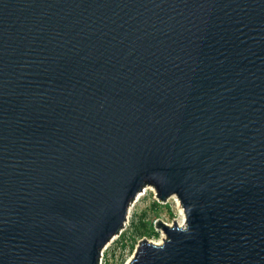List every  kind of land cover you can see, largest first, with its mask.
<instances>
[{"label": "water", "instance_id": "95a60500", "mask_svg": "<svg viewBox=\"0 0 264 264\" xmlns=\"http://www.w3.org/2000/svg\"><path fill=\"white\" fill-rule=\"evenodd\" d=\"M146 186L129 264H264V0H0V264H101Z\"/></svg>", "mask_w": 264, "mask_h": 264}, {"label": "rangeland", "instance_id": "374dc122", "mask_svg": "<svg viewBox=\"0 0 264 264\" xmlns=\"http://www.w3.org/2000/svg\"><path fill=\"white\" fill-rule=\"evenodd\" d=\"M172 226H183L185 216L177 197L161 203L152 186H146L130 208L128 221L122 233L116 236L104 249L101 264H129L144 240L160 244L166 236L157 222Z\"/></svg>", "mask_w": 264, "mask_h": 264}, {"label": "bare ground", "instance_id": "6f19581e", "mask_svg": "<svg viewBox=\"0 0 264 264\" xmlns=\"http://www.w3.org/2000/svg\"><path fill=\"white\" fill-rule=\"evenodd\" d=\"M180 226H182V224Z\"/></svg>", "mask_w": 264, "mask_h": 264}, {"label": "built area", "instance_id": "2783aa9c", "mask_svg": "<svg viewBox=\"0 0 264 264\" xmlns=\"http://www.w3.org/2000/svg\"><path fill=\"white\" fill-rule=\"evenodd\" d=\"M165 238V237H164ZM162 243V242H161ZM156 244V243H155Z\"/></svg>", "mask_w": 264, "mask_h": 264}]
</instances>
